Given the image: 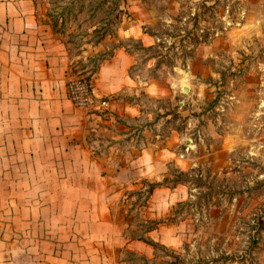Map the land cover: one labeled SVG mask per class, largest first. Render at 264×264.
Masks as SVG:
<instances>
[{
  "label": "rangeland",
  "instance_id": "374dc122",
  "mask_svg": "<svg viewBox=\"0 0 264 264\" xmlns=\"http://www.w3.org/2000/svg\"><path fill=\"white\" fill-rule=\"evenodd\" d=\"M35 2L68 54V96L91 115L82 134L91 154L113 168L144 148L156 158L171 151L182 161L161 164L157 178H141L136 187L119 185L126 196L110 205L108 218L144 240H152L146 233L160 223L180 234L174 245L159 242L150 264H264V0H122L111 15L117 32L107 36L101 34L110 28L112 0ZM156 30L165 34L161 43L148 33ZM120 42L132 55V85L98 95L91 70ZM74 82L92 90L86 99ZM115 101L134 108L113 111ZM177 169L188 173L187 183L174 184ZM151 183L179 188L185 199L153 219ZM20 187L0 186V264H34V249L33 260L45 263L43 242L20 220L28 222L30 198L29 186ZM46 187L52 186L37 189ZM19 199L26 203L22 216L14 213Z\"/></svg>",
  "mask_w": 264,
  "mask_h": 264
},
{
  "label": "crops",
  "instance_id": "0c3cea01",
  "mask_svg": "<svg viewBox=\"0 0 264 264\" xmlns=\"http://www.w3.org/2000/svg\"><path fill=\"white\" fill-rule=\"evenodd\" d=\"M131 62L132 55L124 47L116 48L95 73L96 94L109 96L128 89L133 81ZM68 80V54L38 16L35 0H0V186L2 190L15 186L16 192L20 186L30 188L25 201L28 222L20 220L28 225L29 236L43 242L42 256H46L45 263L33 260L39 257L34 249L30 262L150 264L154 247L108 218L110 205L126 196L119 185L136 187L141 178H157L161 164L182 165V161L166 150L156 158L149 148L115 168L93 156L82 140L85 120L91 115L69 98ZM118 102L112 104L113 111L134 106ZM42 185L52 187L38 190ZM177 190L158 187L152 192L148 209L153 219L165 215H161L165 205L185 199ZM86 197L90 205H85ZM13 201L14 213L22 216L26 203ZM167 233L172 235L166 239ZM146 234L168 246L180 238L166 223ZM58 246L63 247L61 258H56Z\"/></svg>",
  "mask_w": 264,
  "mask_h": 264
},
{
  "label": "trees",
  "instance_id": "16d2710c",
  "mask_svg": "<svg viewBox=\"0 0 264 264\" xmlns=\"http://www.w3.org/2000/svg\"><path fill=\"white\" fill-rule=\"evenodd\" d=\"M121 1L122 0H112V7L111 8H109L110 10H109V12H108V14L106 15V22H109V21H111V23H106V25H108V26H110V28H105V31L103 32V34H101V36H107V35H112V34H115L116 32H117V27H114V26H117L116 25V20H115V18H111V15L115 12V8L116 9H118L119 8V6L121 5ZM102 19H104L105 20V18H102ZM112 27V28H111ZM149 34H151L152 36H155V37H157L158 39H159V42L161 43V36H165V34L163 33V32H161V31H159V30H156V31H154V32H148ZM172 36H174V35H172ZM179 36H187V34H185V33H179ZM158 44V47H161V44ZM121 47H124V48H126V45L125 44H123L122 42H120L117 46H116V48H121ZM143 48L144 49H146V47L145 46H143ZM150 49H153L154 47H149ZM114 53H111V54H109L110 56H112ZM106 59V57H104V58H102L100 61H99V63H98V65L96 66V69H94V70H91V72H92V74H94V73H96L97 72V70L99 69V67H100V65L102 64V62L104 61ZM177 172H178V176H177V179L175 180V182H174V184L175 185H178V184H185V183H187V181H188V173H186L185 171H182V170H180V169H177ZM162 186H167V185H162V184H160V183H151L150 184V189H149V194L151 195L152 194V192L156 189V188H158V187H162ZM158 225V224H157ZM156 227H152V228H150V230L149 231H151V230H153V229H155ZM135 237V236H134ZM140 238V237H139ZM140 239H143V238H140ZM144 240V239H143ZM145 242H147L148 244H150V245H152L153 247H157L158 245H159V243L158 242H155L154 240H150V239H148V240H144Z\"/></svg>",
  "mask_w": 264,
  "mask_h": 264
},
{
  "label": "built area",
  "instance_id": "2783aa9c",
  "mask_svg": "<svg viewBox=\"0 0 264 264\" xmlns=\"http://www.w3.org/2000/svg\"><path fill=\"white\" fill-rule=\"evenodd\" d=\"M71 87H72L73 89H75L77 92H80V93H81V96H82L83 99H86L88 93H89V92L91 93V91H92L91 89H88V87H87V89H86L85 86L82 85L80 82H74L73 84H71ZM72 98H73V97H72ZM74 98H75V97H74ZM74 98H73V100H75ZM77 102H78V101H77ZM103 104L106 105V104H108V102H107V101H104Z\"/></svg>",
  "mask_w": 264,
  "mask_h": 264
},
{
  "label": "water",
  "instance_id": "95a60500",
  "mask_svg": "<svg viewBox=\"0 0 264 264\" xmlns=\"http://www.w3.org/2000/svg\"><path fill=\"white\" fill-rule=\"evenodd\" d=\"M184 90H185V91H188V87H184ZM190 143H191L190 140H188L186 144H187V145H190Z\"/></svg>",
  "mask_w": 264,
  "mask_h": 264
}]
</instances>
